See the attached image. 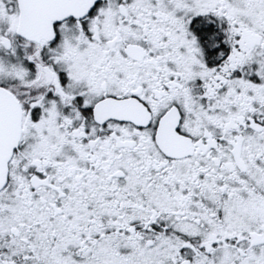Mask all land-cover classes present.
Returning <instances> with one entry per match:
<instances>
[{
  "label": "snow or ice",
  "instance_id": "1",
  "mask_svg": "<svg viewBox=\"0 0 264 264\" xmlns=\"http://www.w3.org/2000/svg\"><path fill=\"white\" fill-rule=\"evenodd\" d=\"M0 264H264V0H0Z\"/></svg>",
  "mask_w": 264,
  "mask_h": 264
}]
</instances>
